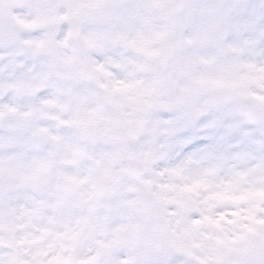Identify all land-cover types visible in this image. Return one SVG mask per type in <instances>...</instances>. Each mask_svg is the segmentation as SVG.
Returning <instances> with one entry per match:
<instances>
[{
	"label": "clouds",
	"instance_id": "9594fccd",
	"mask_svg": "<svg viewBox=\"0 0 264 264\" xmlns=\"http://www.w3.org/2000/svg\"><path fill=\"white\" fill-rule=\"evenodd\" d=\"M0 264H264V0H0Z\"/></svg>",
	"mask_w": 264,
	"mask_h": 264
}]
</instances>
